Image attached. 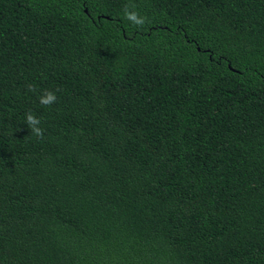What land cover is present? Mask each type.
I'll return each instance as SVG.
<instances>
[{
	"label": "trees",
	"instance_id": "1",
	"mask_svg": "<svg viewBox=\"0 0 264 264\" xmlns=\"http://www.w3.org/2000/svg\"><path fill=\"white\" fill-rule=\"evenodd\" d=\"M0 264H264V0H0Z\"/></svg>",
	"mask_w": 264,
	"mask_h": 264
},
{
	"label": "clouds",
	"instance_id": "2",
	"mask_svg": "<svg viewBox=\"0 0 264 264\" xmlns=\"http://www.w3.org/2000/svg\"><path fill=\"white\" fill-rule=\"evenodd\" d=\"M134 9L135 5L133 4H125L123 8V18L129 21L134 26L143 27L147 22V17L142 16L139 12ZM29 91L33 90V86H28ZM56 94L53 91L45 90L43 94L39 97V103L45 107H50L52 104L56 102ZM25 123L30 129L32 135H34L38 139H43L44 130L39 126L41 124L40 118L36 117L31 111L25 114Z\"/></svg>",
	"mask_w": 264,
	"mask_h": 264
}]
</instances>
